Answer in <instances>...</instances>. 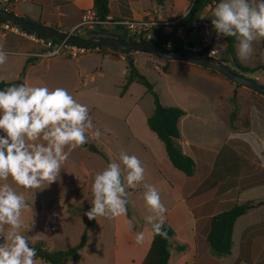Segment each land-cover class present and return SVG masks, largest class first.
Wrapping results in <instances>:
<instances>
[{
  "label": "crops",
  "instance_id": "crops-1",
  "mask_svg": "<svg viewBox=\"0 0 264 264\" xmlns=\"http://www.w3.org/2000/svg\"><path fill=\"white\" fill-rule=\"evenodd\" d=\"M34 1L39 11L33 16H28L24 10L19 9V6L12 11L38 22L43 18L44 3H41L42 0ZM50 1L53 8L59 9V19L65 22L73 19L68 12L61 10L67 1H70L69 4L73 9L80 12L88 8L93 9V0ZM176 1L164 0L162 5H158L152 0H109L110 14L108 17L116 20L140 19L147 12L152 11L165 19L177 21L186 15L194 0H184L188 10L180 13L175 12ZM70 23V25H64L62 22L59 24L46 22L45 25L62 32L78 24V22ZM169 30L170 28L166 27L157 31L154 41H164ZM110 32L119 35L123 31L111 29ZM9 36L10 42L14 45L18 44L21 38L37 44L35 52H22L25 65L29 53H38L42 50L38 36H35L36 40H33L29 36L8 33L6 37L1 38ZM186 42H189V38ZM222 46L224 52L226 40L222 42ZM130 54L132 56H129ZM135 54L137 53L125 54L126 56H121V59L126 61V57L129 56L134 60ZM226 60L225 64L231 69L243 74L228 61V57ZM40 62L38 58L27 67ZM134 62L136 65L135 60ZM163 62L167 72L173 61ZM239 62L241 63L240 59ZM263 64L258 63L257 66L250 68L241 63L250 70ZM195 70L203 76L204 80L206 79L208 88L197 89L193 84V93H190L187 99L188 106H177L186 111V115L179 122L181 132L179 143L183 152L195 161L194 175L188 177L172 166L163 144L146 124L150 116L145 115L135 102L126 113V117L132 129H143V135L136 136V139H141V144H144V149L148 154L146 162L159 182L154 185L147 174H144V181L133 190L141 189L145 182L150 183L156 190H165L172 201L171 205L166 207L168 210L166 221L175 231V236L170 240L169 264H264V96L235 84L219 72H213L205 67H197ZM256 72L249 73L251 78ZM123 73L126 78L127 71L124 70ZM124 82L125 80L122 85ZM24 84H28L27 78ZM133 84L123 97L119 94L121 99L125 98ZM233 113L236 117L232 122ZM91 146L98 151L94 153L101 154L94 145H89ZM160 186L162 187L159 188ZM158 192L161 194L160 191ZM247 201H253L255 206L236 220L232 234L231 253L227 256H217L206 241L211 218L231 209L236 204ZM149 215L153 213L150 212L147 216ZM147 216L142 217L146 223V226L141 229L144 233L142 244L135 242V235L128 228V217L118 218V225L121 224L124 230L123 241L130 245V248L133 247L127 257L132 264H142L153 240L151 225L147 224L145 219ZM95 225L94 220L92 227ZM116 241L120 243L121 239ZM178 246L184 249L178 251Z\"/></svg>",
  "mask_w": 264,
  "mask_h": 264
},
{
  "label": "rangeland",
  "instance_id": "rangeland-1",
  "mask_svg": "<svg viewBox=\"0 0 264 264\" xmlns=\"http://www.w3.org/2000/svg\"><path fill=\"white\" fill-rule=\"evenodd\" d=\"M41 3H44L42 19L55 24L60 22L64 25L71 24L59 19L60 11L53 8L50 0H42ZM69 3L70 1H67L61 10L68 12V15L79 21H82L84 14L91 10L88 8L84 12H80L73 9ZM18 6L28 16H33L39 11L34 0H17L0 5L13 13L12 10ZM211 6L200 15L202 19L209 22L214 19L211 14L216 5L212 4ZM187 10V3L184 0L176 1L175 12L180 13ZM178 22L177 20L168 27L170 28ZM116 30L122 32V29L117 28ZM189 41L194 43L197 41L195 32L189 36ZM0 47L8 54L6 63L0 65V82H14L18 80L25 67V58L22 52H35L37 44L21 38L20 42L14 45L10 42V36L8 38L0 36ZM133 53H137L134 60L138 70L154 84V89L164 106H188L187 99L188 95L193 93V84L197 89L208 88L206 79L204 80L203 76L195 70V68L201 67L199 65L173 61L170 69L166 72L163 66L165 59L143 52ZM125 54L116 51L111 55L113 58H107L99 53L78 58L56 56L49 60L43 59L44 61L41 62L40 58L39 64L27 67L23 81L25 82L27 78L28 85L46 86L49 89L64 88L77 102L88 107L94 127L86 133L88 137L86 144L94 145L101 153L96 154L82 146L77 148L62 166L60 176L57 177L58 180L43 190L19 188L11 181V178L8 181H0V183H9L18 192H23L29 204L33 201L32 207L26 209L22 217L24 221L22 234L28 237L30 244L44 242L49 250L65 251L79 243L87 225L90 222L94 223L95 220H89L84 214L92 207L91 185L93 178L109 162L115 160L119 163L121 152L137 156L145 169L144 174H147L150 182L154 185L159 182L146 162L148 154L144 149V144H141V139H136V136L143 135V129H132L126 117V113L135 102L138 103L145 115L151 116L155 108L154 98L139 83H134L131 86L125 98L119 97L122 83L125 80L123 72L127 71L126 76L129 73L127 61L121 59V56L129 55ZM223 56L221 55L223 59H227V56H225L226 58ZM34 57L29 55V58L33 59ZM241 63L250 68L257 66L258 63L263 64L264 40L254 42L251 57ZM230 65L233 66L231 63ZM245 76L251 78L249 73H245ZM194 90L196 91V89ZM97 129L100 131L98 138L92 135ZM0 135H4V133L0 132ZM65 150L67 151V149ZM125 186L127 187L126 181ZM133 189L127 187L129 199L132 202L128 209L135 226V224L138 225V222L143 221L142 217L147 216L150 210L143 199L144 187ZM157 191L161 192L162 203L169 207L172 201L166 191ZM97 220H95L94 227L91 225L87 229L86 246L78 252L76 257L70 258L66 264H132L127 260V257L133 247L130 248V245L123 241L124 230L120 221V225H118V218L97 217ZM28 228L30 229L27 231ZM119 238L121 242L117 243L116 240ZM37 264L45 263L37 259Z\"/></svg>",
  "mask_w": 264,
  "mask_h": 264
},
{
  "label": "clouds",
  "instance_id": "clouds-1",
  "mask_svg": "<svg viewBox=\"0 0 264 264\" xmlns=\"http://www.w3.org/2000/svg\"><path fill=\"white\" fill-rule=\"evenodd\" d=\"M211 15L217 36L235 39L241 61L251 57L254 42L264 40V0H219ZM7 59V52L0 47V65ZM93 127L88 107L64 88L14 84L0 90V132L4 133L0 135V181L11 178L19 188L43 190L58 180L62 166L74 150L87 143L86 133ZM92 135L98 138L100 131ZM119 161L109 162L95 174L92 207L84 213L89 220L127 216L132 203L127 187L142 183L145 169L135 155L121 152ZM143 187V199L153 213L146 222L155 235L167 238L164 225L168 210L154 186L144 183ZM32 204L23 192L0 183V264H37V250L22 234L23 213ZM127 224L130 231L134 229L131 219ZM134 235L135 242L142 244L144 233Z\"/></svg>",
  "mask_w": 264,
  "mask_h": 264
},
{
  "label": "trees",
  "instance_id": "trees-1",
  "mask_svg": "<svg viewBox=\"0 0 264 264\" xmlns=\"http://www.w3.org/2000/svg\"><path fill=\"white\" fill-rule=\"evenodd\" d=\"M158 5H162L164 0H152ZM215 2V5L219 3V0H194L193 4L191 5L189 11L186 15L179 20V22L170 27L168 35L164 37V41H150L148 43H153L158 46H162L166 49L167 48V41L173 40V45L170 50L174 51H183L185 54L192 55L191 48L194 47V42H186L189 36L196 32V24L202 19L200 17L201 13L207 8L209 5ZM214 5V6H215ZM95 12V16L100 19L101 21H108L107 17L110 14L109 9V0H93V9ZM13 13V12H12ZM26 19L30 22L46 24V20L41 19L38 22L31 20L30 18L26 17ZM77 19H70L67 22H78ZM117 21L116 19L112 18L110 24L98 26L97 32L100 36L105 37H112L119 39L121 41L129 42L135 41L133 38H130L122 32L121 34L111 33L110 29L113 27L111 24ZM175 21V20H174ZM0 22H7L3 17H0ZM81 22V21H79ZM78 22V23H79ZM15 24V23H14ZM18 25V24H17ZM23 30L27 31L30 34H34L40 38L49 37L41 34H36L26 30L24 27L18 25ZM119 28V27H117ZM181 29L183 33V37H177L176 34L178 30ZM225 37V36H224ZM176 39H178V43H176ZM226 40V48L221 55L223 57L227 56L230 61L238 70H240L243 74L245 73H252L256 71L264 70V64L256 67L255 69H248L244 67L239 62V58L237 57L236 53V41L233 37H225ZM103 48H107L103 46ZM113 51H121L123 53L129 54L133 53V51H122L112 49ZM201 57V55H199ZM158 57V56H157ZM35 61L38 58H33ZM34 60L28 58L26 65L20 74V78L15 82H0V90H3L7 87L12 85H19L24 84L23 79L25 77V71L28 64H33ZM166 60V59H165ZM126 61L128 64V75L125 78V82L121 87L120 97H123L126 92L128 91L130 85L132 83H139L146 88V90L152 94L154 98V111L150 117H148L146 124L149 130L156 135V137L161 141L163 144L164 150L168 157V160L172 164V166L177 169L178 171L182 172L188 177H191L195 173L196 164L195 161L188 155H186L179 143L181 139V132L179 128V122L182 117L186 115V111L177 106H164L161 101L158 93L154 89V84L150 82V80L143 75L135 65L134 60L127 56ZM169 61V60H167ZM219 62L226 63L227 60L223 59L222 57L219 58ZM227 65V64H225ZM228 66V65H227ZM213 72H217L216 70L211 69ZM235 72H238L234 70ZM236 114L233 113L231 116L232 122L234 121ZM82 147H88L93 152H98L94 147H89L88 144L83 145ZM255 203L253 201H247L241 204L234 205L231 209L226 210L224 212L218 213L213 216L210 220V230L207 235L206 241L211 248V250L217 256H227L231 253L232 249V234L233 228L235 225L236 220L246 214V212L253 208ZM128 220L131 219L129 209L127 213ZM132 220V219H131ZM93 222H90L84 232L81 235V239L79 243H77L71 249L62 251H52L49 250L44 242H38L35 244H30V246L35 247L37 250V259L42 260L45 264H66V262L78 255V252L84 248L87 244V229L91 226ZM146 226L144 221L138 222V225L135 224L134 229L131 230V233L141 231L142 227ZM151 228V226H150ZM152 230V228H151ZM164 230L167 232V238L155 235L153 232V240L151 246L142 261V264H169L170 260V240L175 236V231L171 227V225L166 221L164 225ZM3 242V239L0 238V243ZM178 251H182L184 248L182 246L177 247Z\"/></svg>",
  "mask_w": 264,
  "mask_h": 264
},
{
  "label": "built area",
  "instance_id": "built-area-1",
  "mask_svg": "<svg viewBox=\"0 0 264 264\" xmlns=\"http://www.w3.org/2000/svg\"><path fill=\"white\" fill-rule=\"evenodd\" d=\"M12 1L17 0H0V5L3 3H11ZM212 4L215 5V2ZM4 9L7 10L6 7H4ZM111 19L112 18L107 17L108 21ZM108 21H101L95 16L94 10H89L84 14L81 22L62 32L77 37L87 35L89 38H92L94 37L93 32H97L98 26L110 24ZM174 22L175 21L173 20L165 19L162 16L149 11L140 19L117 20L111 25L115 29H117V27L122 29V31L127 34L128 37L133 38L136 42H150L154 40V36L157 31L170 26ZM8 33H15L24 37L29 36L33 40H36V35L28 33L27 31L20 28L17 24L12 22H0V36L6 37ZM195 33L197 35V41L195 42L194 47L190 49L193 53L192 55H201L203 58L218 61L223 52L224 47L222 46V42H224L225 37L223 35L217 36L211 22L205 19H201L196 24ZM98 36L100 35L98 34ZM176 36L183 37L181 29L178 30ZM40 43L42 44V50L38 53H29L30 56H35L34 58L39 59H49L56 56L78 58L84 55L99 53L108 58L111 57V55H113L115 52L109 47H84L66 42H59L52 38H40ZM172 45L173 40L167 42L168 49L171 48ZM214 49H217L218 51L214 54H210ZM251 79L264 86V70L256 72Z\"/></svg>",
  "mask_w": 264,
  "mask_h": 264
},
{
  "label": "water",
  "instance_id": "water-1",
  "mask_svg": "<svg viewBox=\"0 0 264 264\" xmlns=\"http://www.w3.org/2000/svg\"><path fill=\"white\" fill-rule=\"evenodd\" d=\"M0 17H3L7 22L18 24L30 32L45 35L59 42H66L69 44L84 47L105 46L122 51L143 52L158 56L166 60L184 61L208 69H213L225 76L230 81L234 82L235 84L244 86L264 96V86L256 83L251 78L246 77L245 75L240 74L239 72H235L229 66L217 60H210L195 55L185 54L183 51H174L166 49L162 46H158L153 43L136 41L125 42L112 37L98 36L97 32H93L94 37L92 38H89L87 35L77 37L68 33L58 31L55 28L45 24L30 22L26 19V17L20 16L16 13H12L1 7ZM176 43H178V39H176Z\"/></svg>",
  "mask_w": 264,
  "mask_h": 264
}]
</instances>
